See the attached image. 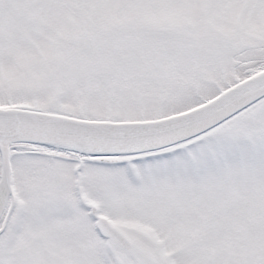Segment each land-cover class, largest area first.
Returning a JSON list of instances; mask_svg holds the SVG:
<instances>
[{
    "label": "snow or ice",
    "instance_id": "obj_1",
    "mask_svg": "<svg viewBox=\"0 0 264 264\" xmlns=\"http://www.w3.org/2000/svg\"><path fill=\"white\" fill-rule=\"evenodd\" d=\"M0 264H264V0H0Z\"/></svg>",
    "mask_w": 264,
    "mask_h": 264
}]
</instances>
